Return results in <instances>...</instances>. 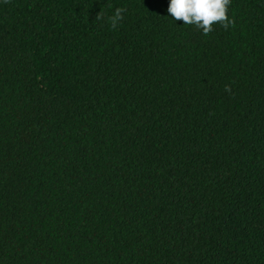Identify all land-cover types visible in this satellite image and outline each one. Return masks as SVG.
Returning <instances> with one entry per match:
<instances>
[{
	"label": "trees",
	"instance_id": "obj_1",
	"mask_svg": "<svg viewBox=\"0 0 264 264\" xmlns=\"http://www.w3.org/2000/svg\"><path fill=\"white\" fill-rule=\"evenodd\" d=\"M167 7L0 0V264H264V0Z\"/></svg>",
	"mask_w": 264,
	"mask_h": 264
},
{
	"label": "clouds",
	"instance_id": "obj_2",
	"mask_svg": "<svg viewBox=\"0 0 264 264\" xmlns=\"http://www.w3.org/2000/svg\"><path fill=\"white\" fill-rule=\"evenodd\" d=\"M231 0H168L167 13L175 21H183L185 25H193L205 35L213 31L214 23H222L227 29L234 20L228 15ZM123 9H116L111 18L112 26L123 19Z\"/></svg>",
	"mask_w": 264,
	"mask_h": 264
}]
</instances>
